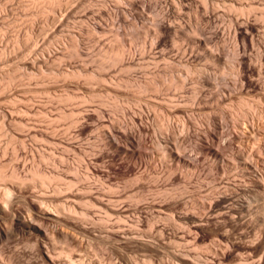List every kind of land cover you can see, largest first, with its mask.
Here are the masks:
<instances>
[{"label": "rangeland", "instance_id": "rangeland-1", "mask_svg": "<svg viewBox=\"0 0 264 264\" xmlns=\"http://www.w3.org/2000/svg\"><path fill=\"white\" fill-rule=\"evenodd\" d=\"M33 1H0V78L28 70L24 78L14 72L8 90L7 79L0 81V163L8 165L7 173L14 168L30 179L37 170L50 179L44 187L29 183L17 193L11 218L0 219V229L11 233L0 238V264H264V0L226 6L184 0L174 2L176 8L170 0H142L144 8L133 17L120 14L114 0H53V19L38 12L43 0ZM94 24L99 31L91 30ZM15 36L23 39L21 53L12 46ZM73 37L81 39V52ZM117 43L126 46L128 67L127 61L101 59L104 48ZM41 52L52 53L37 57ZM185 67L184 89L146 88L148 79L159 75L167 83L173 73L184 75ZM3 132L17 140L8 142ZM102 132L116 134V144L127 152L107 144ZM172 144L181 159L166 155ZM34 196L44 198L40 206L54 214H41ZM61 206L75 215L59 213ZM29 214L33 228L9 229V220L26 221Z\"/></svg>", "mask_w": 264, "mask_h": 264}, {"label": "bare ground", "instance_id": "bare-ground-1", "mask_svg": "<svg viewBox=\"0 0 264 264\" xmlns=\"http://www.w3.org/2000/svg\"><path fill=\"white\" fill-rule=\"evenodd\" d=\"M1 1V0H0ZM12 1V0H11ZM14 1V0H13ZM31 1H33V0H31ZM57 1V0H56ZM61 1V0H60ZM73 1V0H72ZM71 1V2H72ZM75 1V0H74ZM77 1V0H76ZM101 1H103V0H101ZM113 1V0H112ZM176 1H178L179 3L181 2V1H184V0H170L169 1V5H170V2H171V5L172 4H174V2L176 3ZM186 1V0H185ZM199 1H201V0H199ZM204 1V0H203ZM212 1V0H211ZM214 1H221V2H223L224 4L225 3H227V2H232L233 0H214ZM213 1V2H214ZM23 2H25V1H23ZM34 2V1H33ZM36 2H38V1H36ZM36 2H35V5H34V3H33V5H34V7L36 6ZM41 2V1H40ZM42 2H44V3H42ZM41 3L44 5V7L42 6V4H40V3H38L37 5H41L42 6V8L38 11L41 15L44 13H48V12H52L53 13V10L55 11L57 8H55V9H53L54 8V1L53 0H43ZM58 2H59V0H58ZM66 2V1H65ZM80 2V1H79ZM147 2V1H146ZM164 2V1H163ZM166 2H167V0H166ZM206 1H204V3H205ZM237 2V1H236ZM241 2V1H240ZM240 2H239V4H240ZM3 3V2H2ZM63 3V2H62ZM62 3H61V5H62ZM89 3V2H88ZM87 3V4H88ZM110 3V2H109ZM112 3V2H111ZM145 2L144 1H142V0H114V4L115 5H113V6H115V8L117 9V11L120 13V14H122L123 16H134V15H137V14H139L138 12H140V10H141V7L143 6V4H144ZM183 3V2H182ZM188 3V2H187ZM202 3L203 2H201V6H202ZM217 3H219V2H217ZM234 3V2H233ZM233 3H231V4H233ZM12 4V3H11ZM25 4V3H24ZM26 4H27V2H26ZM31 4V6H32V2L30 3ZM30 4H28V5H30ZM65 4V3H64ZM148 4H150V3H148ZM177 4V3H176ZM176 4H174V7H175V5ZM206 4V3H205ZM204 4V6H206ZM238 4V3H237ZM242 4V3H241ZM5 5V4H4ZM10 5V4H9ZM20 5V4H19ZM27 5V6H28ZM58 5V4H57ZM75 5H76V3H75ZM74 5V6H75ZM110 5V4H109ZM178 5V4H177ZM176 5V6H177ZM215 5V7L214 8H217L216 7V4H214ZM217 5H219V4H217ZM227 4H225V6H226ZM245 5V4H244ZM247 5V4H246ZM250 6H251V4H249ZM248 5V6H249ZM3 6V5H2ZM2 6H1V8H2ZM6 6H7V3H6ZM25 6V8H26V5H24ZM63 6V5H62ZM67 3H66V8H67ZM77 6V5H76ZM79 6V5H78ZM145 6V5H144ZM144 6H143V8H144ZM159 6V5H158ZM180 6H182V5H180ZM185 6V5H184ZM212 6V5H211ZM224 6V7H225ZM234 6H236V5H234ZM238 6H241L242 8L244 7L243 5H238ZM238 6H236L237 8H238ZM14 7H16V6H14ZM20 7V6H19ZM18 7V8H19ZM55 7H56V5H55ZM57 7H59V6H57ZM65 7V6H64ZM83 7V6H82ZM147 7V6H146ZM145 7V8H146ZM172 7V6H171ZM206 7H208V6H206ZM232 7V6H231ZM241 7H239L238 8V10H240L241 9ZM252 7V6H251ZM251 7H245V9H247L248 8V10H251L252 8ZM6 8V7H5ZM17 8V9H18ZM21 8V7H20ZM28 8H29V6H28ZM31 8L32 7H30V10H31ZM37 8V7H36ZM36 8H33L34 9V11H35V9ZM72 8V7H71ZM114 8V7H113ZM114 8V9H115ZM173 8V7H172ZM176 8V7H175ZM182 8V7H181ZM204 8V7H203ZM213 8V9H214ZM228 9H229V7H227ZM234 8V7H233ZM39 9V8H38ZM60 9V8H59ZM58 9V10H59ZM115 9V10H116ZM166 9H167V7H166ZM183 9V8H182ZM204 9H206V8H204ZM212 9V8H211ZM244 9V8H243ZM244 9V10H245ZM23 10H25L24 9V7H23ZM22 10V11H23ZM68 10V9H67ZM77 10V9H76ZM180 10V9H179ZM215 10V9H214ZM233 10V9H232ZM235 10H237L236 8H235ZM243 10V11H244ZM12 11V10H11ZM18 11V10H17ZM16 11V12H17ZM21 11V10H20ZM37 11V10H36ZM35 11V12H36ZM64 11H65V9H64ZM88 11V10H87ZM213 11V10H212ZM253 11V10H252ZM2 12H3V10H2ZM24 12H27V11H24ZM29 12V11H28ZM33 12V11H32ZM31 12V13H32ZM61 12V11H60ZM60 12H59V15H60ZM74 12V11H73ZM86 12V11H85ZM93 12V11H92ZM91 12V13H92ZM112 12V11H111ZM162 12V11H161ZM229 12H230V10H229ZM234 12V11H233ZM246 12H248L247 10H246ZM30 13V14H31ZM34 13V12H33ZM52 13H51V15L50 16H52ZM90 13V12H89ZM172 13H174V12H172ZM175 13H176V11H175ZM206 13V12H205ZM219 13V12H218ZM12 14H13V12H12ZM22 15H23V13H21ZM37 14V13H36ZM36 14H33V16L34 15H36ZM58 14V13H57ZM56 14V15H57ZM64 14V13H63ZM106 14V13H105ZM170 14V13H169ZM208 14V13H207ZM214 14V13H213ZM29 15V14H28ZM66 15V14H65ZM116 15V14H115ZM140 15V14H139ZM166 15V14H165ZM173 15V14H172ZM178 15V14H177ZM235 15H237V14H235ZM249 15V14H248ZM9 16H10V14H9ZM13 16V15H12ZM14 16H16V15H14ZM17 16H18V13H17ZM27 16V15H26ZM37 16V15H36ZM38 16H40L39 14H38ZM53 16H55V14L53 15ZM52 16V19L54 18ZM94 16V15H93ZM92 16V17H93ZM98 16H100V15H98ZM108 16V15H107ZM109 16H110V14H109ZM119 16V15H118ZM20 17V16H19ZM30 17H32V16H30ZM35 17V16H34ZM33 17V18H34ZM58 17V16H57ZM61 17V16H60ZM67 17V16H66ZM84 17V16H83ZM90 17V16H89ZM138 17V16H137ZM235 17V16H234ZM237 17V16H236ZM240 17H242V14H241V16ZM30 19L31 21L32 20H34V19ZM41 18V17H40ZM46 18V16H44V19ZM48 18H49V16H48ZM69 18V17H68ZM105 18V17H104ZM113 18V17H112ZM135 18V17H134ZM21 19H22V17H21ZM29 19V18H28ZM36 19V18H35ZM44 19H43V21H44ZM51 19V18H50ZM67 19V18H66ZM95 19V18H94ZM2 20V19H1ZM11 20V19H10ZM25 20V19H24ZM37 20H39V18L37 19ZM45 20H47V19H45ZM49 20V19H48ZM56 20V19H55ZM65 20V19H64ZM132 20H135V19H132ZM247 20V19H246ZM245 20V21H246ZM261 20H264V14H262V16H261ZM15 21H16V19H15ZM27 21V20H26ZM30 21V22H31ZM51 21V20H50ZM49 21V22H50ZM53 21V20H52ZM95 21V20H94ZM139 21H141V20H139ZM13 21H11V23H12ZM29 22V21H28ZM27 22V23H28ZM33 22V21H32ZM35 22V21H34ZM38 22V21H37ZM45 22V24L47 23L46 21H44ZM48 22V23H49ZM91 22V21H90ZM160 22V21H159ZM16 23H17V21H16ZM23 23V22H22ZM22 23L20 24V25H22ZM54 23V22H53ZM64 23V22H63ZM32 26H33V24L32 23H30ZM42 24H43V22H42ZM44 24V25H45ZM50 24V23H49ZM59 24V23H58ZM67 24V23H66ZM92 24V23H91ZM91 24L89 23V25L91 26ZM9 25V24H8ZM11 25V24H10ZM28 25V24H27ZM38 25V24H37ZM43 25V26H44ZM47 25V24H46ZM51 25V24H50ZM89 25H88V27H89ZM170 25V24H169ZM175 25V24H174ZM179 25V24H178ZM14 26V25H13ZM17 26H19L18 24H17ZM30 25H28V27H29ZM32 26H30L31 27V30H33L34 31V29H33V27ZM35 26V25H34ZM42 26V27H43ZM48 26V25H47ZM56 26V25H55ZM63 26V25H62ZM161 26H163V25H161ZM160 25L158 26L159 28L161 27ZM11 27V26H10ZM15 27H16V25H15ZM25 27V26H24ZM24 27H21V28H24ZM28 27H26V28H28ZM38 27V26H37ZM36 27V28H37ZM45 27V26H44ZM155 27V26H154ZM164 27V26H163ZM172 27H173V24H172ZM176 27V26H175ZM3 28V27H2ZM19 28V27H18ZM48 28V27H47ZM61 28V27H60ZM87 28V27H86ZM85 28V30H87ZM91 28V30L93 29L94 31H96V30H98V29H100V26L98 25V24H94V25H92V27H90ZM159 28H156V29H159ZM162 28V27H161ZM174 28V27H173ZM178 28V30L177 31H175V32H178L179 34H184V31H183V27H182V29L180 28L179 29V27H177ZM1 29V28H0ZM5 28H3L2 30H4ZM8 29H9V27H8ZM29 29V32H30V28H28ZM27 29V30H28ZM43 29H45V28H43ZM55 29V28H54ZM57 29V28H56ZM83 29V28H82ZM102 29V28H101ZM154 29V28H153ZM165 30H166V28H164ZM12 30V29H11ZM37 30V29H36ZM39 30V29H38ZM37 30V31H38ZM81 30V29H80ZM84 30V31H85ZM107 30V29H106ZM146 30V29H145ZM155 30V29H154ZM160 30V29H159ZM175 30V29H174ZM173 30V31H174ZM198 30H200L201 31V28L200 29H198ZM48 31V30H47ZM82 31V30H81ZM90 31V30H89ZM99 31V30H98ZM102 31V30H101ZM167 31H169V30H167ZM199 31V32H200ZM205 31V30H204ZM4 32V31H3ZM8 32V31H7ZM18 32V31H17ZM21 32V31H20ZM23 32V31H22ZM41 32V31H40ZM43 32V31H42ZM59 32V31H58ZM104 32V31H103ZM196 32V31H195ZM194 32V33H195ZM13 33H14V31H13ZM12 33V34H13ZM32 33V32H31ZM78 33V32H77ZM80 33V32H79ZM86 33H88V32H86ZM90 33V32H89ZM88 33V34H89ZM100 33V32H99ZM115 33H117V32H115ZM4 33H2V35H3ZM11 33L9 34V35H12ZM19 34V33H18ZM28 34V33H27ZM33 34H36V32L35 33H33ZM38 34V33H37ZM42 34V33H41ZM47 34V33H46ZM72 34V33H71ZM148 34V33H147ZM157 34V33H156ZM185 34H187V33H185ZM198 35H199V33H197ZM14 35V34H13ZM23 35V34H22ZM26 35V34H25ZM30 35V34H29ZM43 35V34H42ZM51 35V34H50ZM83 35H85V34H83ZM94 35V34H93ZM116 35V34H115ZM120 35V34H119ZM150 35V34H149ZM192 34H190V36H191ZM202 35V34H201ZM18 36V35H17ZM28 36V35H27ZM38 36V35H37ZM55 36V35H54ZM66 36V35H65ZM75 36H77V35H75ZM92 36V35H91ZM118 36V35H117ZM176 36H177V33H176ZM178 36H181V35H178ZM196 36V35H195ZM203 36H205V35H203ZM5 37V36H4ZM29 37V36H28ZM51 37V36H50ZM69 37V36H68ZM81 37V36H80ZM88 37V36H87ZM86 37V38H87ZM100 37V36H99ZM121 37V36H120ZM188 37V36H187ZM3 38V37H2ZM1 38V39H2ZM7 38V37H6ZM11 38H12V36H11ZM14 38V37H13ZM23 38V37H22ZM26 38V37H25ZM31 38V37H30ZM30 38H27L28 40L30 39ZM32 38H33V36H32ZM35 38V37H34ZM49 38V37H48ZM89 38V37H88ZM98 38V37H97ZM114 38H116V37H114ZM114 38H113V40H114ZM154 38H155V36H154ZM203 38V37H202ZM37 39V38H36ZM62 39V38H61ZM64 39V38H63ZM66 39V38H65ZM101 39V38H100ZM99 39V40H100ZM117 39V38H116ZM120 39V38H119ZM192 39H194V38H192ZM207 38H205V40H206ZM3 40H4V38H3ZM13 40V43L12 44H14V45H12V46H17L18 47V53H21L20 51L21 50H19V44H22V40L20 39V37L18 38V37H16L15 36V39H12ZM27 40V41H28ZM70 40H72V45H75V47L78 49V51H80V49H79V45H80V43L81 42H79L78 40H81V39H77V38H72V39H70ZM85 40V39H84ZM89 40V39H88ZM127 40V39H126ZM152 40H154L153 38H152ZM188 40V39H187ZM198 40V39H197ZM1 41V40H0ZM10 41V40H9ZM35 41V40H34ZM56 41H57V39H56ZM60 41L61 40H59V43H60ZM110 41H112V40H110ZM122 41V40H121ZM130 41V40H129ZM207 41V40H206ZM2 42V41H1ZM6 42V41H5ZM32 42V41H31ZM45 42H46V40H45ZM53 42V41H52ZM63 42V41H62ZM69 42V41H68ZM91 42V41H90ZM99 42V41H98ZM104 42V41H103ZM123 42V41H122ZM199 42L200 43H203V42H205L204 40H203V42L201 41V40H199ZM55 43V42H54ZM57 43V42H56ZM124 43H126V42H124ZM11 44V43H10ZM24 44V43H23ZM23 44H22V47H24L23 46ZM27 44V43H26ZM60 44H62L63 45V43H60ZM68 44V43H67ZM66 44V45H67ZM71 44V43H70ZM112 44H113V42H112ZM128 44V43H127ZM126 44V45H127ZM205 44V43H204ZM8 45V44H7ZM33 45V44H32ZM39 45H42V44H39ZM61 45V46H62ZM71 45V46H72ZM109 45V44H108ZM1 46V45H0ZM6 46V45H5ZM11 46V47H12ZM21 46V45H20ZM30 46V45H29ZM34 46V45H33ZM45 46V45H44ZM55 46V45H54ZM59 46V45H58ZM60 46V47H61ZM68 46V45H67ZM153 46V45H152ZM155 46V45H154ZM2 47V46H1ZM17 47H16V49H17ZM70 46H68V48H69ZM81 48H82V46H80ZM104 47V46H103ZM178 47V46H177ZM183 47V46H182ZM197 47V46H196ZM3 48V47H2ZM1 48V49H2ZM15 48V47H14ZM21 48V47H20ZM34 48V47H33ZM50 48V47H49ZM53 48V47H52ZM62 48L63 49H67V48H65V44H64V47L62 46ZM125 48H126V46H124L123 44H121V43H117V45L116 46H114V45H111L110 44V46L106 49V48H104L105 50H103V52L101 53L102 55H100L101 56V59H102V61H104V60H107V59H109V60H113V62H115V63H122L123 65H124V63L127 61V60H125L126 58V55H128L127 53H126V50H125ZM3 49H5V48H3ZM11 49V48H10ZM36 49V48H35ZM38 49V48H37ZM43 49V48H42ZM41 49V51H43ZM48 49V48H47ZM54 49H55V47H54ZM155 49V48H154ZM175 50H176V48H174ZM185 49V48H184ZM200 49V48H199ZM8 50V49H7ZM45 50V49H44ZM49 50V49H48ZM48 50H45V51H48ZM53 50V49H52ZM100 50V49H99ZM129 50V49H128ZM186 50V49H185ZM4 51V50H3ZM14 51V50H13ZM37 51V50H36ZM36 51H34V52H36ZM40 51V50H39ZM55 52H56V49L54 50ZM59 51V50H58ZM61 51V50H60ZM182 51V50H181ZM15 52V51H14ZM14 52H12L13 54H15ZM24 52V51H23ZM28 52H30V51H28ZM33 52V51H32ZM63 52H64V50H63ZM72 52V51H71ZM81 52V51H80ZM97 52V51H96ZM177 52V51H176ZM185 52V51H184ZM9 53H11V52H9ZM25 53H26V51H25ZM42 54H39V55H37V57L38 56H40V55H43V53H45V52H41ZM50 53V52H49ZM49 53H45V54H49ZM52 53V52H51ZM51 53L49 54L50 56H51ZM61 53H62V51H61ZM186 53V52H185ZM211 53V52H210ZM213 53V52H212ZM34 54V53H33ZM32 54V55H33ZM44 54V55H45ZM64 54V53H63ZM182 54V53H181ZM191 54V53H190ZM213 54H215V53H213ZM7 55H8V53H7ZM6 55V56H7ZM28 55V54H27ZM44 55H43V57H44ZM46 55V56H47ZM77 55V54H76ZM86 55V54H85ZM192 55V54H191ZM196 55V54H195ZM16 56V55H15ZM18 56V55H17ZM36 56V55H35ZM184 56H185V54H184ZM184 56H182V57H184ZM1 57V56H0ZM33 57V56H32ZM54 56L52 55V58H53ZM58 57V56H57ZM62 57V56H61ZM60 57V58H61ZM18 58H19V56H18ZM26 58V57H25ZM24 58V59H25ZM34 58V57H33ZM32 58V59H33ZM36 58V57H35ZM48 58V57H47ZM129 58V57H128ZM127 58V59H128ZM131 58V57H130ZM5 59V58H4ZM29 59V58H28ZM27 59V60H28ZM40 59V58H39ZM38 59V60H39ZM43 59V58H42ZM46 59V58H45ZM44 59V60H45ZM55 59H56V57H55ZM100 58H99V60H101ZM6 60V59H5ZM43 60V61H44ZM97 60V59H96ZM26 61V60H25ZM36 61V60H35ZM34 61V62H35ZM42 61V62H43ZM46 61V60H45ZM45 61L43 62V63H45ZM49 60L47 59V62H48ZM54 61V60H53ZM132 61V60H131ZM130 61V62H131ZM7 62V61H6ZM28 62V61H27ZM30 62H32L33 63V61H30ZM37 62V61H36ZM35 62V63H36ZM50 62H51V60L49 61V63H48V65L50 64ZM56 62V61H55ZM58 62V61H57ZM100 62V61H99ZM106 62V61H105ZM133 62V61H132ZM4 63V62H3ZM25 63V62H24ZM51 63H54V62H51ZM108 63V62H107ZM133 63H135V62H133ZM133 63H130V64H133ZM180 63V62H179ZM126 64H127V67L129 66V64H128V61L126 62ZM8 65V64H7ZM24 65V64H23ZM26 65V64H25ZM24 65V66H25ZM37 65H39V63L37 64ZM40 65H41V63H40ZM44 65V64H43ZM103 65H105V64H103ZM180 65V64H179ZM11 66V65H10ZM32 67H34V66H36V64H32L31 65ZM50 66V65H49ZM59 66V65H58ZM176 66V65H175ZM182 66V65H181ZM235 64H233V66H232V71H234V69H235ZM14 67V66H13ZM28 67H29V65H28ZM39 67V66H38ZM45 67V66H44ZM60 67V66H59ZM99 67V66H98ZM107 67V66H106ZM120 68H121V66H119ZM123 67V66H122ZM179 67V66H178ZM21 68H22V66H21ZM24 68V67H23ZM41 68V67H40ZM118 68V67H117ZM125 68H126V65H125ZM168 68H171V69H173V68H175L174 67V65L172 64H169L168 63ZM187 67H185V69H184V71H185V73H184V75H175L174 73L173 74H171L170 75V77L168 78V81H167V83H166V81H164L159 75H156V76H154V77H152V78H150V79H148V81L146 82V88L147 89H149V90H152L153 92H157L159 89H160V87L163 85V86H167V87H170V86H174L175 88H177V89H184L185 88V86H186V84H187V81H188V73H189V71H188V69H186ZM14 69V68H13ZM12 69V70H13ZM20 69V68H19ZM29 69V68H28ZM34 69H35V67H34ZM73 69V68H72ZM87 69V68H86ZM123 69V68H122ZM18 70V69H17ZM27 70V69H26ZM25 70V71H26ZM96 70V69H95ZM95 70H94V72H95ZM183 70V69H182ZM6 71H8V70H6ZM20 73H16L15 71V73L17 74V75H20L21 73H23V72H21L22 70H18ZM24 71V75H22V77L23 76H25L27 73ZM28 71V70H27ZM29 71H30V69H29ZM32 71V70H31ZM38 71V70H37ZM42 71H44V70H42ZM41 71V72H42ZM58 71H61V72H58V73H60V75H63V76H67V75H69V74H71V72H69V70L67 71V70H59L58 69ZM118 71H120V70H118ZM1 72V71H0ZM12 73V76L11 77H13V76H15L16 77V79H17V75L15 74V73ZM40 72V71H39ZM51 72V71H50ZM76 72V71H75ZM79 72V71H78ZM77 72V73H78ZM123 72V71H122ZM8 73L9 72H7V74H6V72H5V74L6 75H1V76H3V77H1L0 78V81H5L6 79V87H5V89L7 88V86H9V88L11 87V83L13 82V79L14 78H11L9 75H8ZM33 73H36V71L35 72H33ZM43 74H44V72H42ZM52 73V72H51ZM58 73H57V77L59 76L58 75ZM72 73H74V72H72ZM76 73V74H77ZM97 73V72H96ZM126 73H127V71H126ZM39 74V73H38ZM48 74H50L49 72H48ZM56 74V73H55ZM91 75H92V73H90ZM89 74V75H90ZM28 75H30L29 73H28ZM28 75H27V77H28ZM33 75V74H32ZM36 75V74H35ZM34 75V76H35ZM44 75H46V74H44ZM84 75H86V73L84 74ZM88 75V74H87ZM88 75V76H89ZM96 75V74H95ZM96 76H98V75H96ZM102 76V75H101ZM107 76V75H106ZM19 77V76H18ZM26 77V76H25ZM71 77V76H70ZM82 77V76H81ZM90 77V76H89ZM92 77V76H91ZM102 77H104V76H102ZM21 78V77H20ZM24 78V77H23ZM22 78V79H23ZM36 77H34V79H35ZM43 78V77H42ZM45 78H47V77H45ZM86 78H88V77H86ZM28 79V78H27ZM39 79H41V77L39 78ZM53 79V78H52ZM61 79V78H60ZM65 79V78H64ZM93 79H95V78H93ZM105 79V78H104ZM103 79V81H105ZM158 79V80H157ZM20 80V79H19ZM24 80V79H23ZM32 80H33V78H32ZM43 80V79H42ZM100 80V79H99ZM200 80V79H199ZM199 80H198V82H197V84H199ZM27 81V80H26ZM37 81V80H36ZM98 81V80H97ZM21 82H22V80H21ZM28 82V81H27ZM1 83V82H0ZM25 83V82H24ZM101 83H102V81H101ZM1 84H3V83H1ZM9 84H11V85H9ZM17 85L19 84L18 82L16 83ZM21 84V83H20ZM2 86V85H1ZM0 86V87H1ZM4 86V85H3ZM13 88V87H12ZM1 89V88H0ZM4 89V88H3ZM6 90H8V89H6ZM58 97V96H57ZM59 98H60V96H59ZM64 98V97H63ZM140 98V97H139ZM73 99V98H72ZM59 100H61V99H59ZM66 100V99H65ZM90 100V99H89ZM11 101V100H10ZM16 101V100H15ZM27 101V100H26ZM72 101V100H71ZM12 102V101H11ZM18 102V101H17ZM25 101H23V103H24ZM63 102V101H62ZM66 102V101H65ZM89 102V101H88ZM15 103V102H14ZM27 103H28V101H27ZM32 103V102H31ZM82 103V102H81ZM10 104V103H9ZM17 104V103H16ZM29 104H30V102H29ZM103 104V103H102ZM12 105V104H11ZM28 105V104H27ZM34 105V104H33ZM154 105V104H153ZM31 106V105H30ZM29 106V107H30ZM35 106V105H34ZM152 106V105H151ZM26 107V106H25ZM28 107V106H27ZM154 107V106H153ZM13 108V107H12ZM31 108H33L32 106H31ZM19 109V108H18ZM23 109V108H22ZM9 110V109H8ZM31 110V109H30ZM6 111V110H5ZM12 111H14V110H12ZM25 111V110H24ZM23 111V112H24ZM37 111V110H36ZM76 111V110H75ZM15 112V111H14ZM14 112H12V113H14ZM20 112H21V110H20ZM27 112V111H26ZM31 112H33V111H31ZM65 112V111H64ZM10 113V112H9ZM22 113V112H21ZM30 113V112H29ZM37 113V112H36ZM39 113V112H38ZM62 113V112H61ZM73 113V112H72ZM24 114H25V112H24ZM39 114H41V112L39 113ZM65 115V114H64ZM73 115H75V113L73 114ZM78 115V114H77ZM10 116H13V115H11L10 114ZM23 116V115H22ZM44 115H42V117H43ZM59 117H60V115H59ZM62 117V116H61ZM60 117V118H61ZM73 117V116H72ZM14 118V117H13ZM45 118V117H44ZM43 118V119H44ZM48 118V117H47ZM58 118V117H57ZM74 118V117H73ZM10 119V118H9ZM12 119V118H11ZM74 120V119H73ZM78 120V119H77ZM76 121V120H75ZM49 122V121H48ZM79 122V121H78ZM115 123V122H114ZM117 123V122H116ZM119 123V122H118ZM71 124H74L73 122L71 123ZM113 125H115V124H113ZM118 126V125H117ZM6 127V126H5ZM28 127V126H27ZM33 128V127H32ZM31 128V126H30V129H32ZM113 128V127H112ZM7 128H5V130H6ZM114 129H115V127H114ZM114 129H112L113 131H114ZM118 129V128H117ZM4 130V131H5ZM8 130H9V128H8ZM3 131V128L2 129H0V132H2ZM30 131V130H29ZM35 131H37V130H35ZM46 131V130H45ZM111 131V130H110ZM10 132V131H9ZM12 132V131H11ZM48 132V131H47ZM116 132V131H115ZM56 133V132H55ZM102 133H104L102 136L104 137V140H105V142L107 143V144H109L110 146H112L113 148H116L119 152H121V153H126L127 151H125L122 147H119L117 144H116V141H115V137H116V134H114L115 135V137H114V135H113V133L112 132H102ZM106 133V134H105ZM3 135H4V137H6V139L8 140V142H10V143H12L16 138H15V136H13V133L12 134H10V133H8V132H3L2 133ZM31 134V133H30ZM57 134V133H56ZM0 135H1V133H0ZM6 135V136H5ZM52 135V134H51ZM50 135V136H51ZM29 136V135H28ZM32 136V135H31ZM34 136V135H33ZM52 137V136H51ZM102 137V138H103ZM54 138V137H53ZM102 138H100V139H102ZM17 140V139H16ZM58 140V139H57ZM99 140V139H98ZM49 141V140H48ZM52 141V140H51ZM103 141V140H102ZM101 141V142H102ZM20 143V145L21 146H24V143L22 142V141H18V144ZM106 143H104L105 145H106ZM7 144H9V143H7ZM10 145V144H9ZM108 145V146H109ZM170 145V144H169ZM173 145V147H168V149H166V151H167V153H166V155L168 156L169 155V157H173L174 159L175 158H177L178 160L179 159H181V157H180V155H178L177 153H175L176 151L174 150L175 149V147H174V144H172ZM204 146V145H203ZM203 146L201 145L200 146V148L201 149H203ZM112 148V149H113ZM206 148V146L204 147V149ZM111 149V150H112ZM207 150H208V152H210L211 153V155H213L214 157H218L219 156V154H218V152L216 151V150H210V147L209 148H206ZM212 149V148H211ZM116 150V151H117ZM115 152V151H114ZM207 152V151H206ZM116 153V152H115ZM140 153V152H139ZM15 154H17V152L15 153ZM128 154H133V153H129L128 152ZM141 154V153H140ZM120 155V154H119ZM134 155V154H133ZM121 156V155H120ZM132 156V155H131ZM139 156V155H138ZM16 155H15V159H16ZM140 157V156H139ZM166 157V156H165ZM183 157V156H182ZM184 158V157H183ZM182 158V159H183ZM136 159V158H135ZM174 159L172 160V161H174ZM176 159V160H177ZM171 160V159H170ZM183 162H187V161H185V160H182ZM191 161V160H190ZM177 162V161H176ZM189 165H191V164H193V162H187ZM185 164V163H184ZM245 164V163H244ZM249 164V163H248ZM194 165V164H193ZM246 167V169L247 170H249V171H254L255 170V167L254 168H252V166H249V165H247V166H245ZM6 168H8V165H5V164H1L0 163V183L2 184V185H0V219H2V220H6V219H10L11 217H10V215L8 214L9 213V211H10V213L12 212V210L14 209L13 208V206H14V201L15 200H17V197H19V196H16V195H18L17 193H20V192H22V190H24V189H26V188H28V187H26V186H29V183H32V182H36L37 183V185L39 186V187H44L45 186V184H47L48 183V180L50 179V178H48V177H46L45 176V174H41L40 172H38L37 170H32L30 173H31V176H30V179H27V178H23V177H21V176H19L18 175V173L16 172V170L14 169V168H11V170H10V172L9 173H7L6 172ZM240 169V168H239ZM246 169H245V171L243 170V168H242V170L244 171V172H246ZM257 171V170H256ZM253 172H251V174H252ZM255 174V173H254ZM258 174V173H257ZM246 175V174H245ZM244 175V176H245ZM259 176V175H258ZM257 177V176H256ZM48 178V179H47ZM257 180H258V177H257ZM28 184V185H27ZM49 184V183H48ZM69 185V184H68ZM70 186V185H69ZM26 187V188H25ZM54 189H53V191L55 192V193H57L58 194V192H59V188H57L56 186L55 187H53ZM41 189H43V188H41ZM21 197V196H20ZM19 197V198H20ZM34 197H36V196H34ZM40 197V196H39ZM42 198V197H41ZM37 199V197H36V200H35V202H34V206L38 209V211L41 213V214H43V215H49V214H54V213H52L51 211H49V209L45 206V205H43L45 208H47V209H45V208H42L41 206H40V204H44V202H43V200L42 199H44V198H42V199ZM35 199V198H34ZM49 200V199H48ZM45 201V200H44ZM16 202V201H15ZM50 202V201H49ZM45 204L47 205V203L45 202ZM48 206V205H47ZM22 213V212H21ZM59 213H63L64 215H66V216H74L75 215V211H74V209L72 208V207H70V206H61V209H60V212ZM58 213V214H59ZM115 213H119V212H115ZM13 214V213H12ZM58 214L57 215H55V217L56 218H58ZM14 215V214H13ZM22 215V214H21ZM62 215V214H61ZM12 216V215H11ZM32 216V215H31ZM65 216V217H66ZM14 217H15V215H14ZM17 217H20V216H17ZM16 217V218H17ZM23 217V216H22ZM27 217V216H26ZM121 216H119V218H120ZM16 218H12L11 220H9V221H11V222H9V223H11L10 225L12 226V227H10L9 229H11L12 231L14 230L15 232H17V233H19V232H23L24 230H25V228H33L35 225H33V223H32V221L35 219H33V218H31L30 217V214H29V216H28V219L29 218H31V219H29V220H26V221H22L21 220V217L18 219H16ZM190 218V217H189ZM193 218V217H192ZM191 218V219H192ZM23 220H25L24 218H22ZM190 219V220H191ZM194 220V219H193ZM7 221V220H6ZM192 222V221H191ZM198 222V221H197ZM196 222V223H197ZM193 223H194V221H193ZM6 228V227H5ZM10 231V230H9ZM8 229L6 228L5 230L4 229H0V238H2V237H5V236H7L8 235ZM15 232H13V233H15ZM42 232H43V238L45 239V241H48L50 238H49V235H48V231H43L42 230ZM10 233V232H9ZM11 234V233H10ZM217 247V246H216ZM215 248V247H214ZM218 250V249H217ZM224 254V253H223ZM249 259V258H248ZM253 260V259H252ZM246 261V260H245Z\"/></svg>", "mask_w": 264, "mask_h": 264}]
</instances>
